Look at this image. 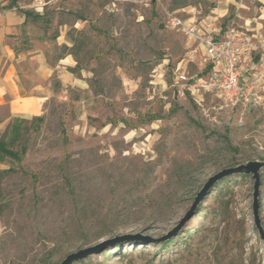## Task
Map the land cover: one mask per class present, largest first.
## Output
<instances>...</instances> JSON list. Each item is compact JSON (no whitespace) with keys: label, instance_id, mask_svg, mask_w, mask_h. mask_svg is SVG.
<instances>
[{"label":"rangeland","instance_id":"rangeland-1","mask_svg":"<svg viewBox=\"0 0 264 264\" xmlns=\"http://www.w3.org/2000/svg\"><path fill=\"white\" fill-rule=\"evenodd\" d=\"M13 1L8 8L40 15L29 18L33 34L20 46L38 40L50 67L66 58L72 66L52 75L43 120L29 123L15 144L20 161L1 164L0 171L15 172L1 183L0 264L61 262L100 242L86 245L89 230L70 221L82 209L86 225L114 227L104 239L132 238L78 264H264L251 175L221 181L167 249L155 242L190 212L210 177L264 161V102L244 112L205 93L198 105L174 85L181 63L198 77L209 67L197 46L167 25L172 0ZM205 1L189 0L177 13L186 18L184 11L195 9L201 19L225 2ZM233 1L239 10L226 19L235 17L238 27L258 1ZM65 71L75 85L61 81ZM261 177L264 229V168Z\"/></svg>","mask_w":264,"mask_h":264},{"label":"crops","instance_id":"crops-1","mask_svg":"<svg viewBox=\"0 0 264 264\" xmlns=\"http://www.w3.org/2000/svg\"><path fill=\"white\" fill-rule=\"evenodd\" d=\"M257 1V7H248L253 11L244 17V23L237 24L243 31L264 39V0ZM8 2L9 0H0V134L16 118L30 120L42 116L45 103L54 93L50 81L52 75L58 68L72 66V59L66 58L57 68L50 67L38 40L33 41L31 48L23 49L20 41L33 34L34 26L19 10L8 8ZM220 4L213 11V15L201 19L195 14V9L193 12H184L188 14L187 18L196 21L200 26L216 20L223 29H227L236 18L232 17L227 21L226 17L232 10L238 11L239 7H235L237 4L233 0H225ZM201 53L205 54L203 50ZM30 66L33 69L27 70ZM208 67L210 70L211 66ZM60 78L65 84H76L74 76L67 71Z\"/></svg>","mask_w":264,"mask_h":264},{"label":"built area","instance_id":"built-area-1","mask_svg":"<svg viewBox=\"0 0 264 264\" xmlns=\"http://www.w3.org/2000/svg\"><path fill=\"white\" fill-rule=\"evenodd\" d=\"M167 25L204 51L203 62L211 66L202 77L190 75L181 63L175 70V84L181 93H192L198 105L210 93L228 109L244 112L264 101V39L231 23L227 29L215 20L200 26L177 12L166 16Z\"/></svg>","mask_w":264,"mask_h":264},{"label":"water","instance_id":"water-1","mask_svg":"<svg viewBox=\"0 0 264 264\" xmlns=\"http://www.w3.org/2000/svg\"><path fill=\"white\" fill-rule=\"evenodd\" d=\"M264 168V161H248L247 164H240L231 168H226L221 170L219 173L210 177V179L206 182V184L200 189L197 196L194 199L192 204V208L190 212L183 217L178 226L174 229L166 233L162 238L156 240L157 244H163L164 242H168L175 238L178 233L183 229L187 221L195 214L196 209L202 203V201L208 195V192L220 181L226 179L227 177L234 176V175H244L249 176L251 175L254 180V187H253V219L255 220V226L258 230V234H260L261 240L264 242V229L262 226V220L260 218V196L261 191L260 188L262 186V177L261 171ZM132 238L131 235H122V236H114V237H107L102 241L93 244L92 246H88L85 248L78 249L76 252L69 253L63 261L55 263V264H76L80 261L87 260L91 258L93 255L102 254L109 246L115 245L117 243H121V241H128Z\"/></svg>","mask_w":264,"mask_h":264},{"label":"trees","instance_id":"trees-1","mask_svg":"<svg viewBox=\"0 0 264 264\" xmlns=\"http://www.w3.org/2000/svg\"><path fill=\"white\" fill-rule=\"evenodd\" d=\"M14 1H13V3H14ZM205 2L207 4H209L208 0H206ZM197 3H199V2H197ZM172 4L174 6V8H173L174 12H182L187 6H189V0H172ZM20 12L23 15H25L27 19H29L30 17H32L34 21L40 19V15H34L33 13H31L29 11H27V12L20 11ZM189 94L190 93L188 92V95ZM42 116L33 117L30 120H26V119H22V118H16L14 121H12L8 125V128L2 134H0V165L3 164L7 159H10V160L15 161V162L20 161L21 155L19 154L18 151H16L14 149L15 144H17V142L20 141L23 132L28 129L27 125L29 123H31L32 121H41V120H43ZM31 124H29V125H31ZM13 172H15V171H14V169H11V168L10 169H6V170L3 169V171H0V190H1V187H2L1 183L3 182V179L5 178V176L10 174V173H13ZM231 177H234V176L227 177L226 179L231 178ZM226 179H224L222 181L225 182ZM218 184H216L208 192V195H209V193H211L212 190H214L215 187L218 188V186H217ZM69 187L71 188V193H69L66 197H68V200L71 201V205L73 206V208H75L76 205H77L76 203H78L76 201L77 198H78V195L72 189V183L71 182H69ZM207 196H206V198H207ZM206 198L202 201V203L206 200ZM260 205H261V202H260ZM261 207H262V205H261ZM77 213H79V212H77ZM88 214H89V211H87L85 209H82V210H80L79 214H75V212H74L72 214V217H69L71 222L81 223L79 225V228H78L79 230H82L83 232L85 230H89V233H88L89 235L85 236V238H84L86 245L92 244V242L102 241L106 236L111 235L114 232V227L109 226L107 224H101V221H98L95 224H91V226L88 225V224L86 225L83 222V218H85ZM175 238H174V240H170V241L164 243V246H165L166 249L173 242H175ZM54 251H55V249H54ZM115 251H118V250L116 248H114V252ZM68 255H69V253H68ZM80 262H82V261H80ZM45 263L46 264H55V263H51L50 259L46 260ZM56 263H58V262H56ZM78 263H76V264H78Z\"/></svg>","mask_w":264,"mask_h":264}]
</instances>
